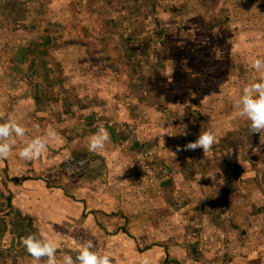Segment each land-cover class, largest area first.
I'll use <instances>...</instances> for the list:
<instances>
[{
	"label": "rangeland",
	"instance_id": "obj_1",
	"mask_svg": "<svg viewBox=\"0 0 264 264\" xmlns=\"http://www.w3.org/2000/svg\"><path fill=\"white\" fill-rule=\"evenodd\" d=\"M258 58L264 0H0V123L28 129L0 160V264H46L11 250L41 231L58 264L88 239L114 264H264V145L236 107Z\"/></svg>",
	"mask_w": 264,
	"mask_h": 264
},
{
	"label": "clouds",
	"instance_id": "obj_2",
	"mask_svg": "<svg viewBox=\"0 0 264 264\" xmlns=\"http://www.w3.org/2000/svg\"><path fill=\"white\" fill-rule=\"evenodd\" d=\"M250 68L260 75L257 82H253L242 89L236 107L238 108V115L250 121V134H259V142L264 145V59L253 60ZM27 134L28 129L16 119L9 118L0 123V160H5L12 154L13 148L17 144V137H24ZM184 134L187 135L186 132ZM55 137L56 131L51 127L47 128L43 135L33 137L19 151L20 159L25 163L38 159L47 150L49 141ZM110 140V132L101 126L89 138L88 151L99 153ZM217 142L216 133L209 129L200 132L195 140L187 142L183 148L178 145L176 151L202 149L205 156ZM173 153L176 155L175 152ZM27 171L28 169H24V172ZM20 242L34 260L40 261L46 258V264H58L56 258L58 242L50 238L45 232L41 231L38 235L35 233L27 235ZM95 248V241L88 239L80 248L75 249L78 253L75 258L71 255H65L60 264H114L113 257L107 253L100 254ZM142 264H149V262L145 259Z\"/></svg>",
	"mask_w": 264,
	"mask_h": 264
},
{
	"label": "built area",
	"instance_id": "obj_3",
	"mask_svg": "<svg viewBox=\"0 0 264 264\" xmlns=\"http://www.w3.org/2000/svg\"><path fill=\"white\" fill-rule=\"evenodd\" d=\"M22 238H23V237H22ZM22 238H21V239H22ZM21 239L18 240V243H19L20 246L17 245V244H15V245L11 248V250H13L14 248L18 249V251H19V249L21 250V247H22V243L20 242ZM2 243H3V240L0 238V255H2L3 252H4V249H3V245H2ZM16 249H14V252H16ZM13 254H15V253H13Z\"/></svg>",
	"mask_w": 264,
	"mask_h": 264
},
{
	"label": "crops",
	"instance_id": "obj_4",
	"mask_svg": "<svg viewBox=\"0 0 264 264\" xmlns=\"http://www.w3.org/2000/svg\"><path fill=\"white\" fill-rule=\"evenodd\" d=\"M0 165L3 166L4 164H2V163L0 162ZM2 172H3V173H6V170H3ZM42 184H43V183H42ZM42 184H40V185H42ZM43 186H45V184H44ZM42 190H43V189H42ZM27 193H28V191H27ZM28 195H29V194H28Z\"/></svg>",
	"mask_w": 264,
	"mask_h": 264
},
{
	"label": "trees",
	"instance_id": "obj_5",
	"mask_svg": "<svg viewBox=\"0 0 264 264\" xmlns=\"http://www.w3.org/2000/svg\"><path fill=\"white\" fill-rule=\"evenodd\" d=\"M171 263L179 264V262L178 261H175V260L171 261Z\"/></svg>",
	"mask_w": 264,
	"mask_h": 264
}]
</instances>
